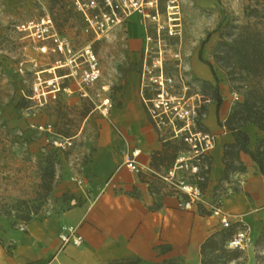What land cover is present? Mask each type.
<instances>
[{"label":"rangeland","instance_id":"1","mask_svg":"<svg viewBox=\"0 0 264 264\" xmlns=\"http://www.w3.org/2000/svg\"><path fill=\"white\" fill-rule=\"evenodd\" d=\"M64 1L66 10L60 7V3H52L51 0H0L2 245L8 244L4 235L6 231L18 230L24 224L19 219L22 209L26 205L35 206L39 201L40 166L47 154H52L55 161L52 190L33 217L60 212L70 205L61 196L62 193L69 195L68 192L61 191L59 185L63 180L75 177L92 156L98 123L106 116L104 108L108 109L115 103L116 93L124 86L127 72L137 63L131 60L126 47L128 27L125 28V22L128 18L113 27L106 36L98 37L87 28L80 14L71 6L70 0ZM176 1L180 34H168L169 9L166 0H158L159 23L164 28L157 33L153 23L146 20V38L150 39H147V50L139 60L140 70L144 58L151 70L150 74H156L157 70L150 64L153 59L161 57L163 74L171 79V89L175 94L198 100L203 111L209 101H216L217 95L221 103L231 110L235 104L232 92H238L242 97L246 86L256 79L242 71L231 69L224 59L216 58L221 49L217 43L222 37L233 36L236 33L235 25L252 21L245 16L244 8L246 5H254L255 0ZM44 14L51 17L55 30L67 41L76 62V74L59 80L61 89L56 97L39 104L29 98L34 73L51 67L56 59H64L65 55L51 50L42 53L35 42L15 30V25L21 21L37 19ZM133 19L134 16L131 21L134 23ZM135 31L137 28L134 23L131 33ZM138 46V42L130 43L131 48ZM199 51L202 59L213 65L217 76V80H214L216 92L190 73L189 63L192 58H198ZM90 62L95 63L98 75L91 83L86 84L82 81V76L88 70ZM61 69L59 73L69 71L68 67ZM59 73L55 70V74ZM43 75L50 76L47 73ZM62 87L70 90H63ZM22 95H28L26 106L16 108ZM105 99L108 102L103 104ZM8 106L14 108L10 115L5 112ZM86 110L89 111L83 117ZM47 124H51V132L39 130V125ZM64 131L69 136H64ZM51 140L60 141L62 145L55 147ZM260 143L261 149H264V137ZM229 250L233 253L227 256L226 264H264V235L258 238V235L252 236L249 233L247 245ZM154 264L184 263L165 261Z\"/></svg>","mask_w":264,"mask_h":264},{"label":"crops","instance_id":"2","mask_svg":"<svg viewBox=\"0 0 264 264\" xmlns=\"http://www.w3.org/2000/svg\"><path fill=\"white\" fill-rule=\"evenodd\" d=\"M133 16L137 31L131 33ZM127 27V51L137 63L98 123L92 156L75 177L59 185L72 195L70 205L60 212L32 217L18 230L6 231L8 244H12H0V264H110L127 258H138L142 264H199L201 244L222 228L218 217L200 211H209L206 204L183 209L166 186L152 182V155L164 149L165 140L159 137L142 102V97L151 96L140 78L139 60L148 43L146 23L132 13L125 22ZM131 42L139 46L131 48ZM189 68L192 76L215 86L207 64L192 58ZM13 110L8 106L5 112L10 115ZM229 112L222 102L219 120L223 122ZM218 118L216 101H209L202 127L214 135L215 144L209 152L205 201L210 203L219 194L220 210L229 216L231 225L245 224L257 236L264 227V174L248 153L228 147L235 142L234 132L220 125ZM239 130L247 135L249 151L264 137V130L250 122ZM226 147L232 152L233 168L223 178ZM132 150L139 151L135 158L142 167L139 173L124 163ZM64 228L81 235V244H62L58 235Z\"/></svg>","mask_w":264,"mask_h":264},{"label":"built area","instance_id":"3","mask_svg":"<svg viewBox=\"0 0 264 264\" xmlns=\"http://www.w3.org/2000/svg\"><path fill=\"white\" fill-rule=\"evenodd\" d=\"M70 3L80 14L87 28L98 37L106 36L113 27L124 22L132 13H137L143 23L150 20L157 33L164 28L159 23L158 0H70ZM166 3L169 9L167 14L170 16L167 32L169 35L180 34L177 1L166 0ZM15 30L35 42L37 49L42 53L51 50L65 55L64 59H56L51 67L34 73L29 98L43 104L50 98H55L60 91L59 80L76 74L75 59L67 41L59 36L48 14L37 19L21 21L15 25ZM91 58L93 60V56ZM148 66L143 58L141 83L143 88H149L151 91L150 97H142L146 112L161 139H176L181 144L172 164L163 172L152 169L151 175L164 183L177 197L180 207L191 210L204 207L206 204L209 213L218 217L221 227H229L231 225L229 216L220 210V195L215 193L210 203L205 201V187L202 183L207 181L209 152L215 144V137L202 127L204 111L200 109L201 104L191 96L175 94L171 89V79L163 74L161 57L153 59L150 64L157 70L156 74H150ZM65 67H68L69 71L64 75L55 74V70ZM44 73L50 76L45 77ZM97 75L95 63L90 62L88 70L83 73L82 81L86 84L91 83ZM62 89L70 90L66 87ZM231 97L238 101L240 95L234 91ZM107 102L108 99H105L103 104ZM104 110L107 112L106 107ZM38 128L51 132V124L39 125ZM51 143L55 147L62 145L57 140H51ZM138 152L132 150L124 162L136 173L142 169L135 160ZM58 236L62 244L80 245L82 242V236L72 228H64ZM248 241L249 229L247 225L242 224L226 241V248H243Z\"/></svg>","mask_w":264,"mask_h":264},{"label":"trees","instance_id":"4","mask_svg":"<svg viewBox=\"0 0 264 264\" xmlns=\"http://www.w3.org/2000/svg\"><path fill=\"white\" fill-rule=\"evenodd\" d=\"M52 3H60V7L66 10V2L64 0H51ZM71 11V9H69ZM245 16L252 21H247L244 24L235 25L236 33L230 38L222 37L218 41V46H221L219 55L216 58H222L231 69H237L244 72L245 75L252 76L256 79L253 83L246 86L243 96L235 101L232 109L228 113L223 122L218 118V110L221 104V99L216 95V115L218 123L225 128L234 132L235 142L228 145L230 149L237 147V150H242L250 155V157L257 163L260 172L264 174V149H261V139L254 151H249L246 147L247 135L239 130V128L247 122L255 124L258 128L264 130V0L254 1V5H246L244 8ZM198 59L207 64L211 70L214 80L217 76L213 65L202 59L201 52H198ZM203 85L208 88H214L216 92V85L212 87L207 81H202ZM30 96V95H29ZM28 95H22L16 103V108H23L26 106ZM201 110H203L201 108ZM89 110L83 113V117L87 115ZM64 136L68 132L62 133ZM172 142V143H171ZM181 144L176 139H166L164 142V149L158 154L152 155V168L157 172H163L173 162ZM231 150L229 148L224 150V169L223 178L227 177L228 172L233 168L232 161H230ZM232 154V152H231ZM54 155V154H53ZM40 166V181L38 184L39 192L37 205L25 206L22 209L19 219L28 222L33 215L37 214L39 206L47 198L52 190L53 179L55 174V161L52 154H47ZM153 183H158L160 187L165 186L158 178L151 175ZM150 186L153 184L150 182ZM206 182L202 183L205 187ZM218 190V189H217ZM170 192V191H169ZM171 193V192H170ZM62 199L68 202L73 198L72 195L61 194ZM200 208V207H199ZM202 213L210 214L209 211L200 209ZM236 225H230L226 228H220L214 234L210 235L204 240L200 246V261L199 264H226L228 255L233 251L226 248V241L236 231ZM264 235V227L258 234V238ZM165 262V261H164ZM172 261H166L171 263ZM110 264H142L138 258H127L112 261Z\"/></svg>","mask_w":264,"mask_h":264},{"label":"bare ground","instance_id":"5","mask_svg":"<svg viewBox=\"0 0 264 264\" xmlns=\"http://www.w3.org/2000/svg\"><path fill=\"white\" fill-rule=\"evenodd\" d=\"M197 70V69H196Z\"/></svg>","mask_w":264,"mask_h":264}]
</instances>
